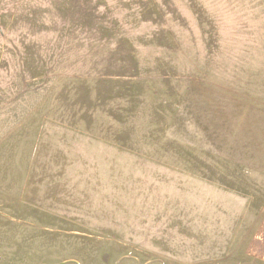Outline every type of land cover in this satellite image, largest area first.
I'll return each instance as SVG.
<instances>
[{
    "label": "rangeland",
    "instance_id": "obj_1",
    "mask_svg": "<svg viewBox=\"0 0 264 264\" xmlns=\"http://www.w3.org/2000/svg\"><path fill=\"white\" fill-rule=\"evenodd\" d=\"M264 209V0H0V264H245Z\"/></svg>",
    "mask_w": 264,
    "mask_h": 264
},
{
    "label": "crops",
    "instance_id": "obj_2",
    "mask_svg": "<svg viewBox=\"0 0 264 264\" xmlns=\"http://www.w3.org/2000/svg\"><path fill=\"white\" fill-rule=\"evenodd\" d=\"M245 264H264V209L261 211L248 242Z\"/></svg>",
    "mask_w": 264,
    "mask_h": 264
}]
</instances>
